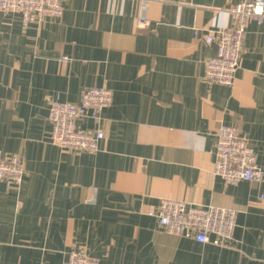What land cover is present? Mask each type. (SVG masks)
I'll use <instances>...</instances> for the list:
<instances>
[{
  "label": "crops",
  "instance_id": "0c3cea01",
  "mask_svg": "<svg viewBox=\"0 0 264 264\" xmlns=\"http://www.w3.org/2000/svg\"><path fill=\"white\" fill-rule=\"evenodd\" d=\"M61 1L60 17L0 11V158L19 152L24 166L19 188L0 181V264H60L72 250L99 264H264V176L213 172L221 123L264 168V22H248L228 85L205 77L217 43L203 38L242 0ZM90 86L112 91L98 120L80 121L104 132L99 150L62 149L49 101L78 103ZM162 198L235 208L233 239L166 232Z\"/></svg>",
  "mask_w": 264,
  "mask_h": 264
},
{
  "label": "built area",
  "instance_id": "2783aa9c",
  "mask_svg": "<svg viewBox=\"0 0 264 264\" xmlns=\"http://www.w3.org/2000/svg\"><path fill=\"white\" fill-rule=\"evenodd\" d=\"M61 0H0V11L20 12L26 21L44 17H60ZM231 24L222 28H209L204 42L217 43V52L205 62V77L220 84L231 85L236 78L242 54L245 51L246 26L252 19L264 22V0H242L229 9ZM137 25L148 21L146 14L137 16ZM196 35V34H195ZM63 60H69L63 56ZM112 101V91L105 86L85 88L78 103L62 100L56 94L49 101V119L52 141L62 149L96 152L104 138L101 129L82 130L80 121L85 117L98 120L102 110ZM216 156L213 172L226 183L242 180H260L264 168L258 164L252 144L233 124L221 123L215 132ZM24 174L22 156L13 152L0 158V181L19 188ZM153 213V209L149 210ZM157 216L163 229L171 234L193 237L199 242L225 245L233 239L238 211L215 205H196L184 200L162 198ZM100 258L82 250H72L60 264H99Z\"/></svg>",
  "mask_w": 264,
  "mask_h": 264
}]
</instances>
